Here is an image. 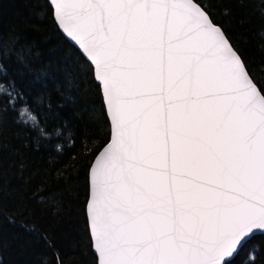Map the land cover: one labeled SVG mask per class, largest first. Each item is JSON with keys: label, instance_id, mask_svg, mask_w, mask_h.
<instances>
[{"label": "water", "instance_id": "95a60500", "mask_svg": "<svg viewBox=\"0 0 264 264\" xmlns=\"http://www.w3.org/2000/svg\"><path fill=\"white\" fill-rule=\"evenodd\" d=\"M110 124L89 168L98 264H224L264 234V96L194 0H48Z\"/></svg>", "mask_w": 264, "mask_h": 264}, {"label": "trees", "instance_id": "16d2710c", "mask_svg": "<svg viewBox=\"0 0 264 264\" xmlns=\"http://www.w3.org/2000/svg\"><path fill=\"white\" fill-rule=\"evenodd\" d=\"M264 96V0H194ZM110 124L92 65L48 0H0V264H98L89 168ZM224 264H264V234Z\"/></svg>", "mask_w": 264, "mask_h": 264}, {"label": "bare ground", "instance_id": "6f19581e", "mask_svg": "<svg viewBox=\"0 0 264 264\" xmlns=\"http://www.w3.org/2000/svg\"><path fill=\"white\" fill-rule=\"evenodd\" d=\"M248 239H249V238H248ZM248 239H247V240H248ZM247 240H246V241H247ZM241 246H242V245H241ZM241 246H240V247H241ZM238 250H239V249H238ZM238 250H237V251H238ZM235 254H236V253H235ZM235 254H234V255H235ZM230 259H231V258H230ZM230 259H229V260H230ZM227 261H228V260H227ZM227 261H226V262H227Z\"/></svg>", "mask_w": 264, "mask_h": 264}]
</instances>
